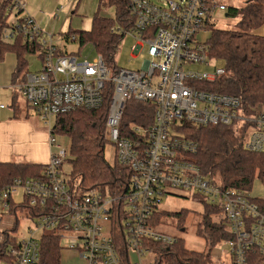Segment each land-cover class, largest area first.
<instances>
[{
  "label": "built area",
  "instance_id": "obj_1",
  "mask_svg": "<svg viewBox=\"0 0 264 264\" xmlns=\"http://www.w3.org/2000/svg\"><path fill=\"white\" fill-rule=\"evenodd\" d=\"M26 2L12 0L2 40L11 43L21 37L39 45L34 55L40 68L26 73L17 92L47 126L48 142L55 151L40 178L16 179L0 191V210L7 212L9 201L38 210L36 216L24 217L35 229L21 232L8 248L10 264H39L43 233L55 235L60 251L73 252L84 264H120L114 226L121 233L129 264H151L155 257L145 242L170 247L179 238L152 225L160 204L163 198L185 195L198 205L219 210L217 223L230 236L222 241L230 264H258L264 258V214L254 197L204 177L187 156L197 149L187 138V128L209 126L228 127L242 137L244 150L264 153V106L243 109L237 97L208 90L224 75L223 64L209 58L207 47L220 14L227 18L223 0H161L158 4L128 0L132 25L127 30L116 25L113 30L138 41L146 58L139 70L118 68L115 62L105 65L98 55L89 60L77 57L80 52L62 53L53 35L22 15ZM74 40L75 35H68L65 42ZM107 86L111 98L104 139L112 147L111 166L129 169L125 191L119 196L76 187L63 170L71 159L69 142L60 145L50 134L55 116L99 109ZM129 101L151 103L153 116L148 126H131L129 137H121V118ZM19 192L17 203L14 197ZM144 256L152 259L143 262Z\"/></svg>",
  "mask_w": 264,
  "mask_h": 264
},
{
  "label": "trees",
  "instance_id": "obj_2",
  "mask_svg": "<svg viewBox=\"0 0 264 264\" xmlns=\"http://www.w3.org/2000/svg\"><path fill=\"white\" fill-rule=\"evenodd\" d=\"M99 5L111 9L112 17L103 16L98 10L91 18L88 31H69L75 35L78 50L90 45L105 65L114 63L115 53L124 35L113 28L117 25L129 29L132 25L128 0H98ZM12 0L0 2V62L6 53H13L17 65L13 76L21 82L28 72L26 55H34L39 49L37 44H29L21 37L11 43L2 40V31L7 27V19ZM227 18L236 20L233 29L212 28L208 47L209 58L219 60L224 67V75L208 86L210 92L237 97L243 109L261 104L264 106V36L255 31L264 25V0H244L240 8L228 7ZM66 36V37H67ZM65 37V40H66ZM111 98L109 86L105 87L103 102L97 110H75L54 117L50 134L68 138L70 157L69 179L83 190L98 189L112 196L125 191L129 178L127 167L109 166L104 159V125L108 104ZM11 107L15 110L14 101ZM154 106L151 103H126L121 123V137H129L131 126L146 127L151 123ZM187 138L197 144L196 152L187 155L201 175L217 180L224 189H239L250 192L252 183L257 179L264 187V153H253L243 149L242 137L236 136L231 129L222 126L187 128ZM44 165L0 163V191L13 185L16 179H36L42 176ZM264 214V200L253 199ZM195 235L205 245L200 252L184 247L181 238L170 247L159 243L145 242L144 246L154 255L151 264H208L213 249L223 240L229 239L224 227L212 220L218 209L204 205ZM36 216L38 210L28 209L26 205H15L9 201L6 213L13 217V224L0 242V264H10L8 248L15 243V231L19 213ZM187 211L177 213L160 211L152 225L158 227L162 219L176 221L178 230L182 229ZM115 242L118 247L120 264H129L127 251L121 242V233L114 226ZM39 264H60L61 249L58 238L51 233L40 237ZM264 264V258L258 259Z\"/></svg>",
  "mask_w": 264,
  "mask_h": 264
},
{
  "label": "rangeland",
  "instance_id": "obj_3",
  "mask_svg": "<svg viewBox=\"0 0 264 264\" xmlns=\"http://www.w3.org/2000/svg\"><path fill=\"white\" fill-rule=\"evenodd\" d=\"M153 3L158 4L161 0H149ZM223 3L227 7L240 8L243 6L244 0H223ZM101 10L103 16L112 17L113 12L111 9H106L99 5L98 0H81L75 14L72 15V30L75 31H88L91 26V18L98 11ZM236 20L228 19L225 17V14H220L216 26L220 29H233L235 26ZM138 41L131 36H125L120 43L115 56L114 62L115 66L127 70H139L143 64V61L146 59L142 56L143 51H140V48L137 46ZM57 47L60 48L62 53H76L80 52L77 57L88 58L89 60L96 57V53L90 45H86L78 50L77 43L75 41L61 43L59 41ZM132 48H135V51H132ZM25 61L27 63L28 71L36 72L40 68V60L37 55H26ZM194 68V67H193ZM196 69L201 71H206L207 69L204 66H197ZM17 101L19 103H24V100L21 96H17ZM4 106V105H3ZM5 107V106H4ZM6 108V107H5ZM30 118H35V113L29 109ZM39 119V118H38ZM39 123L42 127H47L39 119ZM53 123V122H52ZM51 123V125H52ZM55 139L59 142L61 141V136L55 135ZM106 142V141H105ZM104 159L109 166L113 165L112 161V147L110 145H105L104 148ZM113 167V166H111ZM65 172L69 175L70 164L64 165ZM250 194L255 199L264 198V187L261 183L255 179L252 183ZM15 202L20 201V192L14 197ZM203 206L196 204L191 201L190 197H170L163 198L160 204V211L177 213L181 210L187 211L188 216L181 230H178L176 227V221L170 218L162 219L161 225L157 229L161 230L169 235L178 236L183 240L184 247L190 251L200 252L205 249L204 242L195 235V228L198 222L200 221L201 214L203 212ZM25 212L17 214L18 224L15 231V241L18 239V235L21 232H24L28 229L34 230V224L25 220ZM217 214L212 216V220L217 223ZM0 242L3 240V233H6L8 229L11 228L13 224V217L9 216L6 211L0 210ZM227 251V246L220 242L211 252L210 259L208 264H230L228 257L224 254ZM148 256L142 257V261L146 262L151 260ZM131 261L135 262L136 258L131 256ZM61 264H81L78 261L74 260H65Z\"/></svg>",
  "mask_w": 264,
  "mask_h": 264
},
{
  "label": "crops",
  "instance_id": "obj_4",
  "mask_svg": "<svg viewBox=\"0 0 264 264\" xmlns=\"http://www.w3.org/2000/svg\"><path fill=\"white\" fill-rule=\"evenodd\" d=\"M80 1L27 0L22 15L31 17L43 33L53 35L54 44L58 45L59 41L65 42L69 31H75L72 30V15L75 14ZM255 34L264 36V25L257 29ZM16 65L17 59L13 53H6L0 62V163L46 165L55 148L50 146L48 131L40 125L37 115L30 118L25 102L17 101V87L21 80L20 77L13 76ZM12 101L15 110L11 107ZM67 142L68 138L63 136L61 141H57L60 145ZM60 253V264L64 260L84 264L71 251Z\"/></svg>",
  "mask_w": 264,
  "mask_h": 264
},
{
  "label": "bare ground",
  "instance_id": "obj_5",
  "mask_svg": "<svg viewBox=\"0 0 264 264\" xmlns=\"http://www.w3.org/2000/svg\"><path fill=\"white\" fill-rule=\"evenodd\" d=\"M255 199V198H254Z\"/></svg>",
  "mask_w": 264,
  "mask_h": 264
}]
</instances>
